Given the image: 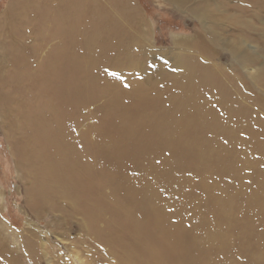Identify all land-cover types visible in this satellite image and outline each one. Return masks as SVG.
I'll list each match as a JSON object with an SVG mask.
<instances>
[{
  "label": "bare ground",
  "instance_id": "6f19581e",
  "mask_svg": "<svg viewBox=\"0 0 264 264\" xmlns=\"http://www.w3.org/2000/svg\"><path fill=\"white\" fill-rule=\"evenodd\" d=\"M168 2L179 6L182 0ZM221 7L220 0H203L190 11L217 25L214 12L221 14ZM130 9L124 0H8L0 15V60L5 61L0 115L11 158L26 178L24 209L36 217L60 213L65 224L80 217L87 239L120 257L116 264H228L231 243L219 225L232 218L230 191L240 180L230 166L217 164L204 167L197 185L184 173L196 172L202 163L199 144L238 145V131L246 126L260 150L264 130L255 134L260 126L249 124L252 113L240 104L234 87L238 79L214 70V28H203L210 42L201 40L200 56H178L174 79L164 78L157 97L147 96L140 82L131 92L121 90L117 78L131 75L132 63L142 61L112 16L118 13L124 21L121 12L129 17ZM227 16L233 29L248 27L237 15ZM172 43H178L176 38ZM234 51L241 68L256 63L239 48ZM100 61H110L99 65L111 69L102 71ZM150 141L158 159L149 156ZM225 176L233 181H224ZM0 199H5L2 193ZM191 204L201 205L204 217L191 219ZM252 204L262 213L264 193ZM240 210L236 216L251 225V207ZM36 227L28 223L18 234L22 248L35 254L40 246L49 255L48 233ZM258 241L264 250V240ZM72 255L78 264H87L79 252Z\"/></svg>",
  "mask_w": 264,
  "mask_h": 264
},
{
  "label": "rangeland",
  "instance_id": "374dc122",
  "mask_svg": "<svg viewBox=\"0 0 264 264\" xmlns=\"http://www.w3.org/2000/svg\"><path fill=\"white\" fill-rule=\"evenodd\" d=\"M124 1L131 3L129 17L125 15V11L123 10L121 16L124 21L117 19L118 13L112 15L113 20H116L118 24L121 23L120 25L124 27V31L127 34L125 40L133 43L132 49L135 54L142 53L140 56L142 61L136 59L132 63L133 69L130 72L131 75L122 79L117 78L119 81L116 82L120 83L121 90L131 92L133 84L140 82L143 86L142 90L147 96L151 98L157 97L156 93L159 94L160 90L165 86L164 78L174 79L173 77L177 71L178 56L181 54L191 57L200 56L197 46L201 40L209 41L210 38L203 28L208 31L214 28L217 36L214 39L212 47L214 54H211L210 58L214 57L211 61L214 70L220 71L221 69L223 73H226L230 77H235V80L238 79L239 82L235 83L234 87L238 94L240 91L239 102L246 110H250L249 112L252 113L249 121V124H252V128L260 126L257 133H254H262L264 130L262 129L264 128L262 126L264 125V121L263 124L261 121V119L264 120V76H262L264 67V0H220V3L223 2L221 14L214 12V20L217 25L212 24L210 21L204 23L190 11L192 7L199 6L203 0H185V2L182 0V3L179 5L180 7L174 5L176 3L168 2V0ZM7 3L8 0H0V15L6 9ZM213 7L215 8V6ZM213 7L209 8L212 12ZM134 13L135 15H133ZM228 14L237 15L238 18L240 17L239 23L248 27L233 29L235 26L231 24L227 16ZM204 35H207L208 38ZM172 37L176 38L177 44L172 43ZM2 40L0 38V42ZM183 44H185L184 47H182ZM236 48L242 51L241 55L249 56L251 59L256 60V63L246 69L241 68L236 60V56L238 55L234 53V49ZM97 52L96 55L98 56L99 54L100 56V51ZM145 53L147 58L145 57ZM4 62V60H0V71ZM102 62L105 65L110 61H100L97 63V66L103 71L108 66L103 67L102 64L99 65ZM111 67L113 68V66ZM109 69L111 68L108 67L107 70ZM254 120H259L260 123L259 121L255 123ZM4 121L5 119L0 115V193L5 198L4 200L0 199V250L3 251V255L0 253L1 262L3 264H78L73 258V251L79 252L87 264H116V260L120 262L118 259L120 257L114 256L108 248H99L91 244L84 233L83 224L79 222L80 217H73L72 221L69 220L70 223L66 221L65 224V222H62L65 218L60 213L45 212L43 215L41 214V216L36 217L26 212L23 201L25 199L24 189L27 182H25L26 178L23 171L16 169L15 163L11 158L9 143L6 141L7 134L5 132L6 124ZM238 134L241 137L239 141H242L238 145L226 143L224 146L214 147L207 142L199 144L196 150L202 151H200V157H202L203 161L198 165L196 172L194 171L190 174L184 173V178L189 176L187 179H190L193 185H197V182L201 179L200 174L206 171L204 167L207 166L211 167L210 169H214L212 166L216 164L222 168L230 166L231 170L234 171L233 178L240 180L238 182L240 185L230 191L231 198H234V207L232 206L233 209L229 210L232 218H229L228 224L219 225L220 229L227 234L229 244H232L227 245V250L232 252L231 257L228 258V264H235L236 260L239 261L247 258L258 261V264H264V250L263 248L261 249L262 245L258 241L261 238L264 240V222H262L264 220V211L262 213L258 212V214V207L252 204L254 198L262 197L264 193V190L260 192L256 190L260 186H264V176L260 175L258 177L259 174H264V142L261 143V148L258 150V143L250 139L248 127L246 126H242ZM232 142L233 140H229L228 143ZM149 144V156L158 159L157 149H152V141ZM233 178L225 176L223 180L229 182V180L233 181ZM229 200L231 199L229 198ZM248 207L249 210L251 207L252 214L255 217L251 225L244 224L243 219L236 216L242 212L240 209L249 211ZM188 208L187 213L189 215H187L192 216L191 219L204 217L202 216L203 208L201 205L191 204ZM239 220L243 221L242 224ZM28 223L34 227L37 226L36 228L41 230L42 233L44 230L48 233L46 237L50 244H48L46 250L49 255L44 254L40 246L35 254L26 253L22 248L23 246L18 238V234ZM231 224L234 225L232 226ZM92 238L90 237V240ZM35 240L38 244V240ZM216 245L213 244V247ZM68 247L72 252L68 251Z\"/></svg>",
  "mask_w": 264,
  "mask_h": 264
}]
</instances>
